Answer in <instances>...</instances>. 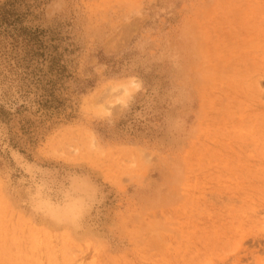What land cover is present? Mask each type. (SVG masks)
I'll return each mask as SVG.
<instances>
[{
	"label": "rangeland",
	"instance_id": "1",
	"mask_svg": "<svg viewBox=\"0 0 264 264\" xmlns=\"http://www.w3.org/2000/svg\"><path fill=\"white\" fill-rule=\"evenodd\" d=\"M0 264H264V0H0Z\"/></svg>",
	"mask_w": 264,
	"mask_h": 264
},
{
	"label": "bare ground",
	"instance_id": "2",
	"mask_svg": "<svg viewBox=\"0 0 264 264\" xmlns=\"http://www.w3.org/2000/svg\"><path fill=\"white\" fill-rule=\"evenodd\" d=\"M68 204L65 205V207L67 206ZM71 205H68L66 207V210L64 212V215L62 217H58L57 219L54 218V220L56 221H68V220H71L74 218V215L75 213L72 212V208L70 209Z\"/></svg>",
	"mask_w": 264,
	"mask_h": 264
}]
</instances>
